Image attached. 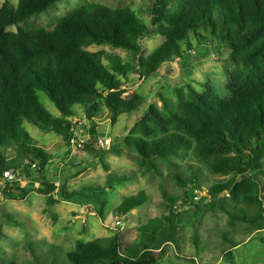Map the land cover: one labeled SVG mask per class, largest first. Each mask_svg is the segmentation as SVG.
Segmentation results:
<instances>
[{
  "label": "trees",
  "instance_id": "trees-1",
  "mask_svg": "<svg viewBox=\"0 0 264 264\" xmlns=\"http://www.w3.org/2000/svg\"><path fill=\"white\" fill-rule=\"evenodd\" d=\"M153 1L149 21L130 7L112 9L83 2L59 18L51 30L20 25L46 13L60 0L4 1L0 7V182L7 171L14 178L38 174L41 185L34 192L46 197L48 207L77 196L65 188L56 191L48 177L51 157L31 139L24 123L62 136L68 144L74 127L67 118L74 117L79 107L90 123L89 141L81 148L98 154L100 133L94 118L101 108L109 111L113 126L120 116L139 111L143 103L137 93L126 95L118 77L130 72L141 79L155 77L161 68L182 58V45L190 49L191 36L202 40L200 31H205L231 51L229 60L234 68L227 83L229 96H218L210 85L202 93L188 85L185 90L175 89L173 99L160 96L161 107H148L124 136L123 146L135 152L145 173L157 172L159 162L177 167L178 163L170 161L175 159L202 164L212 174L227 178L199 197L198 169L189 165L186 178L178 170L172 174L175 185L183 191L181 203L192 206L198 198L195 201L206 208L193 211L200 221L207 210L219 206L230 224L260 220L257 230H262L264 207L258 177L264 176V0ZM12 27L15 32L8 30ZM159 38L162 44L144 56L142 42ZM92 46L127 51L132 62L123 63L118 55H106L103 50L89 51ZM40 93L60 117L46 110ZM8 148H13V157ZM114 153L121 154L119 150ZM128 181L124 175H108L107 185L111 189ZM12 185H16L12 180L5 183L2 196L23 200L28 192L16 189L20 192L16 195ZM160 190L167 204L166 216L134 229L133 240L114 234L76 241L74 250L64 255L63 264H159L163 247L176 244L188 214L174 207L177 197ZM224 195L234 205L253 206L257 214L227 211ZM147 200L144 191L127 196L114 214L123 216ZM7 220L19 225L11 217ZM200 221L192 223L196 248ZM146 251L157 255L145 256Z\"/></svg>",
  "mask_w": 264,
  "mask_h": 264
},
{
  "label": "rangeland",
  "instance_id": "rangeland-1",
  "mask_svg": "<svg viewBox=\"0 0 264 264\" xmlns=\"http://www.w3.org/2000/svg\"><path fill=\"white\" fill-rule=\"evenodd\" d=\"M5 0H0V7ZM16 4L17 0H8ZM83 2L100 4L112 9L130 7L145 21L150 19V10L153 0H60L46 13L32 17L27 24L20 26L25 29L44 28L51 30L56 21L70 13ZM8 30L15 32L16 28ZM202 40L191 36L190 49L182 45L183 56L159 70L155 77L141 79L130 72L126 77H118L121 88L126 95L134 93L143 98L139 111L122 115L115 125L108 119L110 113L104 107L95 115L94 122L104 127L98 139L108 138L110 145L99 148L96 152H87L84 148L68 150V144L52 132H42L33 125L24 123V127L36 145L51 157L49 166V180L57 187L65 188L68 193L76 192L78 195L69 200H60L51 207L46 206V197L34 192L39 188L41 181L38 174H23L13 178L16 183L12 185L14 191L21 189L27 191L23 200H16L2 196L0 193V264H63L65 254L73 251L76 241L89 242L98 238L111 237L118 234L121 239H135L134 229L145 225L149 220L161 218L168 214L166 201L162 197L163 189L168 195L177 197L179 201L174 204L178 212H188L187 219L177 234L176 244H166L163 254L159 256V264H264V229L257 230L262 222L255 224L235 222L229 223V217L219 206L207 210L204 217L193 216L196 207L201 206L195 201L192 206L183 205L180 199L183 191L179 189L172 179L177 170L183 177L189 165L200 173L199 197L206 196L213 187L227 178L212 174L204 165L186 160L185 162L171 159L177 167H170L166 163H158V171L145 173L134 151L123 146V139L129 129L140 120L153 105L161 107L160 96L173 99L174 90L186 89L192 86L198 93H202L206 85H210L220 97L229 96L227 83L234 68L229 60L231 51L225 49L208 32L200 31ZM162 39L143 41V55L147 56L161 45ZM89 51L103 50L106 55H118L123 63H130L131 55L121 49H112L108 46H92ZM41 104L56 117L59 112L43 95L38 94ZM77 114L67 119L74 127L77 138L87 137L90 123L85 119L83 110L76 107ZM97 139V140H98ZM102 151H105L101 153ZM120 151V155L114 153ZM9 156L15 155L13 148H8ZM105 164L107 169L103 167ZM108 175L129 177V181L119 186L108 188ZM261 188L260 197L264 207V176L258 177ZM5 181L0 182V192L5 187ZM144 191L148 197L147 202L138 208L117 217L115 209L122 200L138 192ZM20 192H17L18 195ZM223 196L224 207L227 211H244L248 215L257 214V209L244 204L234 205ZM207 203V202H206ZM192 216V217H191ZM11 217L19 225L8 222ZM199 222L198 238L199 248H196L192 236L194 228L192 223ZM233 246H236L233 248ZM54 247L56 250H52ZM145 256L157 255L146 251ZM64 264H67L64 262Z\"/></svg>",
  "mask_w": 264,
  "mask_h": 264
},
{
  "label": "built area",
  "instance_id": "built-area-1",
  "mask_svg": "<svg viewBox=\"0 0 264 264\" xmlns=\"http://www.w3.org/2000/svg\"><path fill=\"white\" fill-rule=\"evenodd\" d=\"M88 141H89V136L80 137V138H77L76 136H72L68 142V150L73 149V148H81ZM97 143H98L100 148H106L110 145V140L108 138L98 139ZM13 178H14L13 173L8 172V171L3 173V181H5V182L11 181V180H13ZM56 189H57V187H56ZM197 199H195V200H197Z\"/></svg>",
  "mask_w": 264,
  "mask_h": 264
},
{
  "label": "water",
  "instance_id": "water-1",
  "mask_svg": "<svg viewBox=\"0 0 264 264\" xmlns=\"http://www.w3.org/2000/svg\"><path fill=\"white\" fill-rule=\"evenodd\" d=\"M103 131H104V129H103V127H100L99 129H98V133H103Z\"/></svg>",
  "mask_w": 264,
  "mask_h": 264
},
{
  "label": "crops",
  "instance_id": "crops-1",
  "mask_svg": "<svg viewBox=\"0 0 264 264\" xmlns=\"http://www.w3.org/2000/svg\"><path fill=\"white\" fill-rule=\"evenodd\" d=\"M99 129V128H98ZM103 129H104V127H103ZM195 264H197L196 262H195Z\"/></svg>",
  "mask_w": 264,
  "mask_h": 264
}]
</instances>
